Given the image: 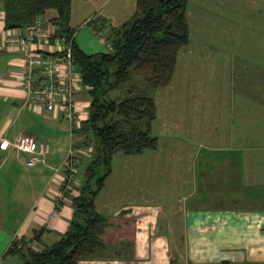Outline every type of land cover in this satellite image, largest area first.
Wrapping results in <instances>:
<instances>
[{
	"label": "crops",
	"instance_id": "0c3cea01",
	"mask_svg": "<svg viewBox=\"0 0 264 264\" xmlns=\"http://www.w3.org/2000/svg\"><path fill=\"white\" fill-rule=\"evenodd\" d=\"M135 1L71 0L69 26L80 30H75V42L87 53L105 51V43L98 33L106 36L110 26L119 27L129 20L135 9ZM202 1L211 3L209 0ZM190 2L187 19L191 27L192 14L199 18L206 17V14L195 4L190 7ZM3 15L2 9L0 32L3 30V34H0V46L4 45ZM55 15L54 10H48L42 18L49 20ZM103 22L105 27L101 28ZM8 52L13 53L11 50ZM20 59L21 55L18 54L10 60L13 66L10 71L19 69ZM0 84L4 86L0 88V137L13 142L18 136L29 134L38 141L50 142L58 151L54 137L43 134L38 123L33 133L15 125L21 115H24L21 123L24 125L30 118L42 124H52L63 117L26 104L22 90L16 86L14 75L9 74V71L0 77ZM83 91V88L78 89L75 95L77 109L81 113L87 112L84 109L89 103ZM13 114L16 117L14 120L11 118ZM245 133H241L242 137ZM229 136L233 137L231 134ZM246 137L235 145L227 137L219 146H210L211 150L223 153L205 161L196 159L204 147L200 144L194 160L185 165L182 163L177 198L181 205L177 213L175 211L172 221L171 214H165L156 227L140 226L132 216L131 208L138 200L135 173L129 179L123 177L118 181L116 185L119 187L113 189L114 193L104 198L98 206V196L107 188L114 172L113 162L111 173L94 199L96 210L110 218L102 235L106 248L85 263L264 264V143L251 144ZM50 149L34 166L26 164L30 156L28 153L14 148L0 149V264L21 263L17 256L5 254L13 239L24 237L34 247L50 244L62 235L72 216L70 194L65 195L67 197L59 206L54 199L63 173L53 175V171L61 164L62 158L55 151L50 152ZM77 155L80 171L85 166L87 155L82 152ZM116 156H119L122 163L120 168L123 169L126 159L133 155ZM11 169L17 185L14 203L10 200V188L7 187ZM127 191L129 193L125 195ZM200 201L203 203L200 204ZM17 207H21L18 214ZM39 230L41 233L35 238Z\"/></svg>",
	"mask_w": 264,
	"mask_h": 264
},
{
	"label": "rangeland",
	"instance_id": "374dc122",
	"mask_svg": "<svg viewBox=\"0 0 264 264\" xmlns=\"http://www.w3.org/2000/svg\"><path fill=\"white\" fill-rule=\"evenodd\" d=\"M194 1L191 0L190 7L195 4L206 17L191 15L190 42L179 51L171 84L153 91L135 76L157 106L151 133L158 138V148L128 157L123 169L119 156L114 157V172L107 188L98 196L100 206V202L119 187L118 181L137 174V182L132 180L137 183L138 200L131 213L136 223L146 228L156 227L165 214H171L172 221L181 205L177 198L182 163L185 165L194 160L200 144L204 146L203 153H211L212 158H216L223 152L211 151L210 146H219L227 137L234 145L247 139L246 136L251 144L264 143V0H209L210 4ZM2 2L0 0V12ZM75 30L80 31L79 28ZM0 47L1 77L5 72L12 73L10 60L18 53L8 52L4 45ZM103 49L108 51L105 44ZM82 88L79 83V89ZM82 93L87 95V91ZM120 93L119 89L113 90L110 96L115 98ZM11 118L16 119L14 114ZM23 118L24 115L17 118L15 126L33 133L38 123L43 134L54 137V144L59 149L55 151V146L49 142L50 152L55 151L63 160L75 141L70 137L69 122L58 118L52 124H42L30 118L24 125L21 124ZM242 132H246L243 137ZM206 148L210 151H204ZM83 168L78 174L79 180L83 178ZM9 177L7 187L14 203L17 185L13 169ZM20 209L16 208V214Z\"/></svg>",
	"mask_w": 264,
	"mask_h": 264
},
{
	"label": "trees",
	"instance_id": "16d2710c",
	"mask_svg": "<svg viewBox=\"0 0 264 264\" xmlns=\"http://www.w3.org/2000/svg\"><path fill=\"white\" fill-rule=\"evenodd\" d=\"M188 5L189 0H136L131 18L119 27L110 26L106 40L111 48L87 53L69 26L71 0H3L4 30L30 26L48 10L56 12L49 20L55 36L72 40L74 65L89 100L87 116L73 129L74 142L90 152L83 178H78L80 171L76 175L79 186L62 235L41 247L15 238L6 255L17 256L20 264H89L85 261L105 250L102 235L108 218L96 210L94 199L111 173L115 155L139 156L158 148V138L151 133L157 106L136 77L153 91L171 84L179 51L190 42ZM118 89L120 95L112 98L110 92ZM203 149L196 159H211ZM40 233L36 231L35 238Z\"/></svg>",
	"mask_w": 264,
	"mask_h": 264
},
{
	"label": "built area",
	"instance_id": "2783aa9c",
	"mask_svg": "<svg viewBox=\"0 0 264 264\" xmlns=\"http://www.w3.org/2000/svg\"><path fill=\"white\" fill-rule=\"evenodd\" d=\"M98 34L110 49L106 36ZM3 43L9 50L21 55L19 69L12 71V74L16 86L24 94L25 103L35 109H47L61 115L69 122L70 137L74 139L73 129L78 128L87 112L78 111L75 102L81 79L73 61L72 40L64 35L55 36L52 22L38 17L30 26L5 29ZM0 148H14L28 153L30 156L26 164L34 166L48 154L50 146L46 141H38L33 135L22 134L13 142L0 137ZM79 152L87 156L90 154L88 148L77 147L72 142L62 164L54 168L53 175L63 173L59 189L54 193L57 206L67 197V192L71 198L77 192Z\"/></svg>",
	"mask_w": 264,
	"mask_h": 264
}]
</instances>
